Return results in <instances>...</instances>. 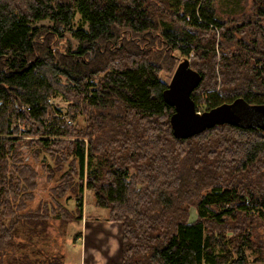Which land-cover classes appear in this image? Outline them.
Returning <instances> with one entry per match:
<instances>
[{
    "label": "trees",
    "instance_id": "obj_1",
    "mask_svg": "<svg viewBox=\"0 0 264 264\" xmlns=\"http://www.w3.org/2000/svg\"><path fill=\"white\" fill-rule=\"evenodd\" d=\"M217 1L0 0V264H65L53 230L82 223L87 191L123 226L121 264L264 263V131L177 140L163 98L179 52L198 111L264 104V0Z\"/></svg>",
    "mask_w": 264,
    "mask_h": 264
},
{
    "label": "water",
    "instance_id": "obj_2",
    "mask_svg": "<svg viewBox=\"0 0 264 264\" xmlns=\"http://www.w3.org/2000/svg\"><path fill=\"white\" fill-rule=\"evenodd\" d=\"M202 80L203 75L191 67L188 58H183L163 92L165 102L174 108L170 123L177 140L192 138L207 129L224 125L264 131V104H250L242 97L211 110L198 111L192 93Z\"/></svg>",
    "mask_w": 264,
    "mask_h": 264
},
{
    "label": "rangeland",
    "instance_id": "obj_3",
    "mask_svg": "<svg viewBox=\"0 0 264 264\" xmlns=\"http://www.w3.org/2000/svg\"><path fill=\"white\" fill-rule=\"evenodd\" d=\"M235 1L236 2L240 1L242 3V5H244L245 0H218L217 5H219V7H221V10H223L224 12H228V11L230 12V9H233V7H231L232 3ZM249 2L251 4L252 0H249ZM164 20H166V18H164ZM80 24H81V19L78 16L75 20V28L77 29L80 26ZM36 25L37 26L51 25V22L50 21H44V22H39ZM83 28L86 30L87 26H84ZM68 37H69L68 38L69 43H71V47L73 50H76L81 45L86 46V43L81 44L79 41H77L73 37H70L69 34H68ZM127 49H128V47H127ZM171 55H172L171 57L175 61L167 63L166 70L163 71L161 76H160L161 79L167 83V85L170 84L180 61H182V59L184 58V56L180 55L179 52H176V53L171 54ZM193 57L194 56L192 54L189 57V60L191 61ZM106 60H107L106 57L100 56L97 58V56H94V57L90 58V60H88L89 61L88 66L93 67V68H94V66H101L102 64H104L106 62ZM94 62H97V63L94 65L93 64ZM159 63L164 64L163 61H160ZM96 68H98V67H96ZM49 102H50V106L54 110L58 109L61 111L62 118L65 119V121L67 122L68 125H70V126L74 125V122L71 119L65 118V115L67 114L68 107H69V103L67 101H65L61 96H55V97H52L49 100ZM200 112H203V111H200ZM70 206L73 208V203H70ZM84 213L87 214L86 216H89L87 219L90 220V223H95V221H98L95 223L97 225H91L89 223L90 228H87L88 220H86L85 219L86 217H84L81 224H73V225L69 226L67 236L63 240L60 239L57 232L56 231L54 232V230H53L54 237L56 239L57 248L58 249L60 248L61 252H63L65 254L66 261H68V264L79 263L80 251L82 252L89 245L91 246V248L89 247L90 249L97 250L96 246H98L100 244L102 245L101 246L102 249L107 248V251H105V252L102 251L101 254H100V251L98 252V254L100 255V257H99L100 261L96 262V260L92 256H90L87 259H85V262H83V264H121L122 263L121 245L123 242V239H122L123 238V226H122V224L116 223V224H113L114 226L110 227V228L114 227V229L116 230V231H113V234H116V236L113 237L112 239H110V233L108 232L109 229H106L105 228L106 225H104V223L101 221V220H103L104 214H106V210L98 209L93 205V200H92L91 195L88 191H87L86 196H85ZM91 219H96V220L93 221ZM195 219H196V213H195V210L192 209L191 210V221H194ZM115 226H117V227H115ZM81 228H82V230H81ZM78 232H80V233L78 234ZM87 233H89L90 235H85ZM99 233H102V234L100 235ZM77 234H78V236H77L78 241L76 242V241H74V237H76ZM99 237L102 238L101 241L98 240ZM108 242H111L113 248H117V250H118V255H117L116 259L111 260V258H108V246H109ZM76 243H80L81 248H80V246H78V248H76L77 247L75 245ZM83 254H84V252H83ZM254 258H255L254 256L249 258V260H250L249 264H264V263H254Z\"/></svg>",
    "mask_w": 264,
    "mask_h": 264
},
{
    "label": "crops",
    "instance_id": "obj_4",
    "mask_svg": "<svg viewBox=\"0 0 264 264\" xmlns=\"http://www.w3.org/2000/svg\"><path fill=\"white\" fill-rule=\"evenodd\" d=\"M86 218V220H88L87 218L89 217V216H85ZM91 220H93V221H95L96 219H91ZM103 223H104V225H106L105 226V228L106 229H109V233H110V239H112L113 237H115L116 236V234H113V231H116L115 229H114V227L113 228H110L111 226H114L113 224H116V223H112V222H110V221H107V220H101ZM96 222H98V221H95V223ZM90 220H88V222H87V224H88V226H87V228H90V224L91 225H97V224H95V223H90ZM108 227V228H107ZM115 227H117V226H115ZM105 229V230H106ZM117 229V228H116ZM81 230H82V228H81ZM90 230V229H89ZM81 232V231H80ZM80 232H78V233H80ZM89 232V231H88ZM100 235L102 234V233H99ZM85 235H90L89 233H87V234H85ZM98 240H102V238L101 237H99L98 238ZM77 247L76 248H78V246H80V248H81V244L80 243H76L75 244ZM108 258H111V260H113V259H116V257H117V255H118V250H117V248H113V246H112V243L111 242H108ZM101 244L100 245H98V246H96L97 247V250H92V249H90L91 248V246L89 245L86 249H84L82 252L80 251V260H79V263H77V264H83V262H85V259H87L88 257H90V256H92L95 260H96V262H99L100 261V259H99V257H100V255L98 254V252L100 251V254L102 253V251H107V248H104V249H102L101 248ZM90 247V248H89ZM83 252H84V254H83ZM121 256H122V254H121ZM115 257V258H114ZM122 259V258H121ZM65 264H68V261H66V263ZM73 264H75V263H73Z\"/></svg>",
    "mask_w": 264,
    "mask_h": 264
},
{
    "label": "bare ground",
    "instance_id": "obj_5",
    "mask_svg": "<svg viewBox=\"0 0 264 264\" xmlns=\"http://www.w3.org/2000/svg\"><path fill=\"white\" fill-rule=\"evenodd\" d=\"M192 95H193V94H192ZM214 185H215V184H214ZM214 185H213V186H214Z\"/></svg>",
    "mask_w": 264,
    "mask_h": 264
}]
</instances>
